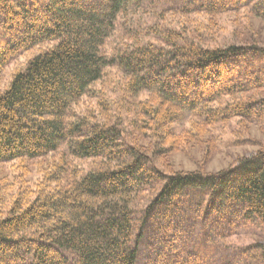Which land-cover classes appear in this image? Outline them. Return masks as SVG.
<instances>
[{
    "label": "trees",
    "instance_id": "1",
    "mask_svg": "<svg viewBox=\"0 0 264 264\" xmlns=\"http://www.w3.org/2000/svg\"><path fill=\"white\" fill-rule=\"evenodd\" d=\"M147 1L0 0V73L29 53L0 91V162L46 158L63 144L74 157L104 160L73 182L61 183L58 166L35 189L5 194L2 186L0 264H236L215 241L243 221L264 222V149L216 173L166 171L161 149L148 154L110 118L70 120L114 63L133 74L129 96L152 91L144 121L164 147L187 134L170 126L185 112L197 126L191 138L198 128L264 114V47L204 46L169 26L162 46L136 39V49L109 60L102 48L116 22ZM160 2L168 13L264 11V0ZM143 194L149 199L137 211Z\"/></svg>",
    "mask_w": 264,
    "mask_h": 264
},
{
    "label": "rangeland",
    "instance_id": "2",
    "mask_svg": "<svg viewBox=\"0 0 264 264\" xmlns=\"http://www.w3.org/2000/svg\"><path fill=\"white\" fill-rule=\"evenodd\" d=\"M148 1L130 9L128 16L116 22L102 48L109 60L136 49V39L162 46L161 40L170 37L165 30L169 26L181 29L182 32L179 33L184 35L182 38L187 36L185 41L193 40L204 46L237 43L264 47V11L260 12L261 15H256L253 6L211 14L202 7V10L180 14L163 11L165 8L161 2L158 4V0ZM22 25L21 22L18 23L16 29H20ZM28 58L29 53L22 51L4 67L2 74L0 73V91L8 87L14 72L23 68ZM154 72L152 78L157 77ZM131 78L132 72L122 66L115 63L108 66L102 79L92 85L88 93L73 105L70 113L73 118L70 120L76 121L75 119L89 116L94 121L103 122L110 118V122L118 125L122 133L129 137V141L130 137H137L131 141L150 149L148 154L153 155V152L158 153L161 149L165 156L160 161L166 171L198 170L216 173L235 166L240 158L252 156L264 149V114L253 119L234 117L205 129L198 128L200 133L191 138L192 129L197 126L195 127V121L188 112L178 122L170 125L178 136L187 134L179 142H174L173 146L164 147L160 138L154 136V131L149 130L144 121L142 105L150 100L152 91L142 90L135 95L136 99L129 96L127 86ZM192 96L193 94L190 95ZM231 101L235 99L230 98L226 102ZM134 118L139 122H132ZM172 140L165 142L171 143ZM68 146L63 144L46 158L0 162V188H4V185L8 187L5 194H15L25 186L35 189L43 177L58 166L63 167L60 172L61 183H69L79 180L89 170L104 162L103 158L74 157L68 151ZM167 148L168 151L165 150ZM148 199L146 194L138 198L135 203L137 211L143 208ZM215 243L219 244L218 255L222 253L221 247H225V252L230 253L224 258L228 261L233 260L236 264H264V222L260 220L241 222L228 237ZM248 254L250 255L247 256Z\"/></svg>",
    "mask_w": 264,
    "mask_h": 264
}]
</instances>
